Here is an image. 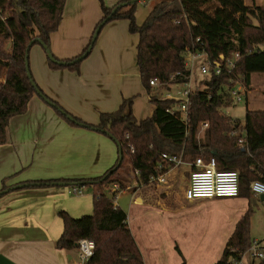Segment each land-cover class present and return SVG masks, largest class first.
Listing matches in <instances>:
<instances>
[{
	"label": "trees",
	"instance_id": "1",
	"mask_svg": "<svg viewBox=\"0 0 264 264\" xmlns=\"http://www.w3.org/2000/svg\"><path fill=\"white\" fill-rule=\"evenodd\" d=\"M99 1L104 14L99 24L116 7L126 4L109 22L128 20L129 31L139 36L136 63L148 91L152 79L167 82L177 72L189 74L185 68L187 48L205 51L213 61L222 54L230 56L236 51L228 39L238 34L242 57L233 74L216 76L212 73L206 77L207 91L193 94L186 120L167 112L175 110L177 102L156 95L151 99L155 111L145 120L138 121L131 110L125 115V109L132 101L129 100L117 112L102 113L97 126L83 123L86 128L113 137L119 156L103 177L63 181L73 186L93 185L98 192L93 199V215L77 219L67 212L59 214L64 222V233L56 242V248L72 250L78 248L80 239H88L94 241L96 248L86 264H145L128 226L127 214L115 205L104 188L116 185L123 191L131 172L141 186H148L151 176L169 173L167 168L161 172L159 169L161 156L167 153L182 156L190 162L200 157L204 160L215 157L220 170L239 171V197L248 199L249 208L237 223L217 264H230L231 259H241L254 241L250 225L255 195L251 185L255 181L264 182V111L248 110L245 127H241L240 122L225 115L223 109L234 104L228 94L233 78H242L249 89L251 76L264 74V6L255 3L248 6L245 0H171L154 7L145 22L138 25L135 13L141 0L133 4L130 3L132 0H122L113 8H107L103 0ZM65 5L66 0H0V71L7 72L5 82L0 83V146L7 143L10 120L25 114L31 98L37 94L26 69L27 48L32 42L30 51L36 45L41 46L38 42L41 40L50 49V37L59 28ZM8 42H11L10 52L5 46ZM47 63L52 69L78 71L81 62L59 66L47 57ZM53 103L63 119L77 125L59 111L61 108L57 103ZM74 119L82 123L80 119ZM204 122L209 126L200 135ZM232 132L236 135L231 136ZM240 138H245L243 146L238 145ZM135 171L139 175L136 176Z\"/></svg>",
	"mask_w": 264,
	"mask_h": 264
},
{
	"label": "crops",
	"instance_id": "2",
	"mask_svg": "<svg viewBox=\"0 0 264 264\" xmlns=\"http://www.w3.org/2000/svg\"><path fill=\"white\" fill-rule=\"evenodd\" d=\"M103 1L107 8H113L122 0ZM252 2L256 4V0ZM103 17L99 0H66L59 28L50 37L54 57L68 62L82 55ZM138 43L139 36L129 31L128 20L111 21L101 29L78 71L50 68L42 46L33 47L34 82L42 94L82 123L97 126L102 113L117 112L128 100L132 101L125 115L131 110L138 121L145 120L155 111L151 103L155 89L148 91L143 86L136 63ZM89 130L92 129L69 124L53 106L35 94L27 112L10 120L7 143L0 146V150L18 147L17 152L24 154L32 147L43 155L53 147L65 153V160H70L73 156L77 158L75 153L81 140L99 137ZM56 162L48 170H0V192L11 189L0 196V264H80L78 248H56V242L64 233V222L59 214L67 212L77 219L87 216L92 200L90 196L83 198L81 189L82 194H73L72 186L56 183L92 179L56 170L60 169ZM188 167L185 172H177L181 167L171 170L166 176L167 184L154 187V193L136 180L123 191L113 192L112 187L107 190L120 209V196L132 194L125 209L128 212L122 210L128 216V226L145 264H217L223 257L232 235L224 243L221 224L213 217H188L177 208L178 203L186 202L185 191L192 170L190 162ZM24 184L31 185L15 188ZM248 208L246 200L238 212L229 215L232 218L236 214L229 233H234ZM248 262L251 261L248 259Z\"/></svg>",
	"mask_w": 264,
	"mask_h": 264
},
{
	"label": "rangeland",
	"instance_id": "3",
	"mask_svg": "<svg viewBox=\"0 0 264 264\" xmlns=\"http://www.w3.org/2000/svg\"><path fill=\"white\" fill-rule=\"evenodd\" d=\"M171 0H141L136 5V22L138 25H142L147 19L151 10L156 7L160 3H167ZM248 4H253L252 0H246ZM246 3V4H247ZM257 5L264 6V0H256ZM99 26V25H98ZM97 26V27H98ZM96 27V29H97ZM95 29V31H96ZM94 31V34H95ZM93 34V36H94ZM92 36V38H93ZM6 50L11 51V42L5 44ZM40 45L34 46L35 48H39ZM264 50V47H262ZM86 61V59H85ZM84 62V61H83ZM29 65L30 71L33 75L32 67L35 66V51L29 54ZM200 65L197 62L192 68V86L193 88L197 87L201 82H205L206 78L200 74L199 71ZM6 71H0V83H4L6 79ZM34 79V77H33ZM35 80V79H34ZM181 86L174 85L172 86V91H176L180 89ZM154 95H159L163 93L166 95V90L162 88H154ZM200 89L203 91H207L206 86H201ZM249 92L247 96V101L244 100L241 103L231 104L230 106L223 109L225 115L233 118L234 120H238L240 122L241 127H245V119L247 111H264V74L263 73H255L251 76V86L249 87ZM129 101V100H128ZM207 129V128H206ZM201 130L200 135L206 130ZM93 133L97 134L99 137H91L85 141H80L79 150L77 151V158H71L70 160H65V153L60 152L53 147H50L45 151V153L39 154L35 152V149L30 147L28 152L24 154L18 153V147L13 148V150L2 149L0 150V170H48L51 167V164H60V169L56 168V170H63L66 172H70L73 176L76 177H84L90 179H96L99 177H103L113 166L116 164L118 160V146L116 142L108 135L100 132H96L93 130ZM101 138V139H99ZM46 149V148H45ZM39 151V150H38ZM76 156V155H75ZM58 158V159H57ZM54 160V161H51ZM190 161L185 160V164L181 166L177 172L180 171H188V163ZM191 163V162H190ZM239 172V171H237ZM130 181L127 183L129 185L131 182H134V176L132 172L129 175ZM126 185V186H127ZM79 189L83 190L84 196H90L91 198V207L90 212L87 216L93 215L94 207H93V195L98 192V188L93 185L88 186H76ZM109 186L104 188L106 194L107 190H109ZM148 190L156 192L154 186L148 185ZM9 189V188H7ZM75 196V195H74ZM109 196H111L109 194ZM132 194L128 193L126 195H121L119 198V205L125 211L128 203L131 202ZM76 198H81L77 197ZM255 205H254V214L251 218V239L263 241L264 240V202L259 198L253 196ZM213 203H208L210 200H202L195 202L185 203L182 201L178 203L177 208L184 216L193 217L196 215H200L205 218L215 219L216 223L221 224V228L223 230L224 240L226 243L233 234L229 233L231 229V223L233 222V217L230 218L229 215L238 212L239 208L242 207L244 202H246V198H233V199H214ZM257 202V203H256ZM207 205H205V204ZM247 207V206H246ZM126 212V211H125ZM128 212V211H127ZM126 212V213H127ZM229 235V236H228ZM225 247V246H224ZM248 258H246L247 261Z\"/></svg>",
	"mask_w": 264,
	"mask_h": 264
},
{
	"label": "built area",
	"instance_id": "4",
	"mask_svg": "<svg viewBox=\"0 0 264 264\" xmlns=\"http://www.w3.org/2000/svg\"><path fill=\"white\" fill-rule=\"evenodd\" d=\"M179 23V21H176ZM228 41L236 47V51L230 56L220 55L216 60H210L208 54L204 51H194L190 48L186 49L185 56V68L189 71L188 75L182 72H177L170 77L167 82H162L155 78L150 81L151 88H162L166 90V95L160 93L158 96L166 100H174L177 102L175 110H167V112L181 116L183 120L187 119L188 110L191 106V97L197 91H203L201 86H206L205 82H201L197 87L192 86V68L198 62L200 65L199 71L205 78L214 73L216 76L223 73L233 74L237 63L242 57L241 41L238 34H234ZM199 42V39L197 40ZM182 81L176 83V80ZM232 85L228 86V94L234 104H239L244 100L247 101L248 88L244 80L240 77L233 78L231 80ZM179 85L180 89L172 91V86ZM208 123L201 124V130L208 128ZM236 132H232L231 136H235ZM245 144V138L238 140V145L243 146ZM185 164V160L182 156L169 155L163 153L161 156V163L159 164L160 172L164 169H169V172L175 168L181 167ZM192 168L189 177V186L185 191V200L188 202L202 201V200H214V199H233L239 197V174L237 171L232 170H220L218 168L217 160L215 157H211L209 160L203 158H197L195 162H191ZM139 175L138 171L134 173ZM168 173H160L158 176H151L149 185L156 188L161 185L167 184ZM253 194L256 197H264V182L255 181L251 185ZM118 187L112 186L113 192H116ZM71 193L82 194V191L76 187H71ZM78 249L81 253L80 264H86V262L94 255L95 243L92 240L80 239L78 242ZM251 262L264 263V240H254L250 250L245 253L241 259H231L230 264H250Z\"/></svg>",
	"mask_w": 264,
	"mask_h": 264
},
{
	"label": "water",
	"instance_id": "5",
	"mask_svg": "<svg viewBox=\"0 0 264 264\" xmlns=\"http://www.w3.org/2000/svg\"><path fill=\"white\" fill-rule=\"evenodd\" d=\"M138 1H139V0H132V1H130V3L133 4V3H136V2H138ZM124 5H126V4L123 3V4L119 5L118 7H116V8L113 10L112 14L109 15L107 18H105V19L99 24V26L97 27V29H96V31H95V34H94V36H93V38H92L91 45L88 47V49H87L82 55H80L77 59H75V60H73V61H70V62L58 61V60L54 57V55L52 54L51 50H50V49H49V48H48V47H47V46H46L41 40H38V42L41 44V46L43 47V49L46 51V54H47V57L49 58V60H50L52 63H54V64H58L59 66H71V65H75V64L78 63V62H82V61H83L84 59H86V58L88 57V55L90 54V52H91V50H92V48H93V45H94V43L96 42V39H97V37H98V35H99L101 29L103 28V26H104L106 23H108V22L112 19L113 15L119 10V8H120L121 6H124ZM32 45H33V42L30 43V45H29L28 48H27V52H26V58H27V60H26V69H27L28 77L30 78V80H31V82H32V85H33V87L35 88L37 94H38L41 98H43V100H44L46 103H48L49 105H51V106L54 107V106H55L54 103H53L50 99H48L44 94H42V92L38 89L36 83L34 82V80H33V78H32V74H31V71H30V65H29V52H30V48H31ZM59 111H60L63 115L67 116V118H68L70 121L76 123V124L79 125V126H84L83 123H81V122H79V121H76V120L74 119L73 116H71V115H67L66 112H65L64 110L59 109ZM111 138H113V137H111ZM121 160H122V156H121V154H120V161H121ZM119 165H120V162L118 163V165L116 166L115 169H117V168L119 167ZM105 178H106V177H104V179H105ZM29 185H31V184L18 185V186H16L15 188H23V187H25V186H29ZM35 185H41V184H35ZM56 185H65V186H69V185H70V186H73V185L70 184V183H62V182L56 183ZM10 191H11L10 188L1 191V192H0V196L3 195L4 193H8V192H10ZM261 201L264 202V197H263V196L261 197Z\"/></svg>",
	"mask_w": 264,
	"mask_h": 264
}]
</instances>
